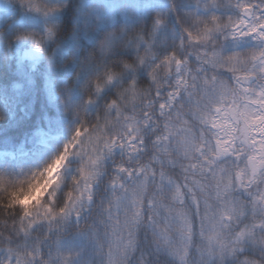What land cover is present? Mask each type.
I'll use <instances>...</instances> for the list:
<instances>
[{"label":"clouds","instance_id":"9594fccd","mask_svg":"<svg viewBox=\"0 0 264 264\" xmlns=\"http://www.w3.org/2000/svg\"><path fill=\"white\" fill-rule=\"evenodd\" d=\"M34 3L39 12L26 0H0V94L8 99L0 109V259L8 247L39 246L38 264H59V245V251L72 254L73 264H104L98 249L103 245L107 251L110 226L130 221L139 210L140 222L132 229L136 251L127 264H175L155 237L168 215L162 207L157 214L155 205L170 203L161 192V172L175 185L194 188L190 164L198 157L194 153L190 161L176 151V143L184 133L200 138L192 110L204 81L215 76L231 82L230 73L204 61L215 52L246 54L264 42L233 38L230 29L207 42L189 40L187 32L197 29L193 14L215 13L222 21L239 15L225 0H218L219 7L209 0ZM166 57L171 64L164 63ZM37 122L48 143L32 133L24 144L27 155H18L13 125ZM165 145L167 155L161 151ZM218 166L233 164L223 160ZM195 195L199 213L187 190L183 207L195 233L190 264H202L196 246L209 210L205 198ZM231 197L248 208L251 197L243 191L233 190ZM19 200H27L31 215L14 203ZM208 203L219 206L214 199ZM46 208L54 218L47 213L44 219ZM250 222L249 210L231 231ZM237 255L240 259L225 256L222 264H243L244 258L247 264H264L259 245L245 242L244 253ZM211 264L221 262L213 258Z\"/></svg>","mask_w":264,"mask_h":264},{"label":"snow or ice","instance_id":"6c2138e0","mask_svg":"<svg viewBox=\"0 0 264 264\" xmlns=\"http://www.w3.org/2000/svg\"><path fill=\"white\" fill-rule=\"evenodd\" d=\"M225 2L239 15L228 16L222 21L215 13L207 17L193 14V23L197 29L195 32H187L189 40L194 43L207 42L214 33L230 29L229 34L233 38L252 37L264 42V0ZM26 3L30 10L40 11L34 0H26ZM209 3L212 7L221 6L218 0H209ZM208 7V4L204 5L205 10ZM160 23L157 21V25ZM171 62L172 58H165L166 65ZM204 62L230 73L231 82L218 80L215 76L210 81H204V87L192 110L201 125L200 138L196 140L184 133L176 143V151L190 161H193L194 153L198 157L190 164V179L194 188L188 184L184 187L175 185L171 177L161 172V192L168 195L170 203L164 204L161 201L155 205L157 214L161 207L168 213L165 227H157L155 237L158 246L173 257L175 264H190L193 255V222L190 213L183 207L186 190L197 213L200 200L196 192L205 198L209 210L198 233L202 243L196 246L202 264H211L213 258L222 264L225 256L240 259L237 254L244 253L245 242L264 248V43L246 54L234 52L222 56L219 52L211 53ZM175 64L179 66L181 61L175 60ZM177 84L187 87L185 80H179ZM75 135L78 137L80 132L77 131ZM161 151L167 155L168 146L165 145ZM223 160H228L233 167L218 166V162ZM169 185L175 187L174 191L167 193ZM233 190L243 191L251 197L248 208L231 197ZM210 199L218 202V208L213 209V205L208 203ZM14 203L25 206V215H31L27 200ZM115 206L119 207V202ZM249 210L251 222L245 223L238 231H231L233 223L247 215ZM59 211L63 214L65 209ZM47 213H52L51 208L45 209L44 219L48 218ZM52 217H55V213H52ZM139 222L138 210V214L130 221L126 220L123 224L116 221L110 226L111 239L107 251L103 245L98 249V254L104 257V264H127L129 257L136 251L132 229ZM5 251L6 256L0 259V264H38L43 256L39 246L34 249L27 245L23 249L8 247ZM57 255L59 264H73L72 254L59 251V245ZM243 264H247L246 258Z\"/></svg>","mask_w":264,"mask_h":264},{"label":"trees","instance_id":"16d2710c","mask_svg":"<svg viewBox=\"0 0 264 264\" xmlns=\"http://www.w3.org/2000/svg\"><path fill=\"white\" fill-rule=\"evenodd\" d=\"M0 100L2 102H5V107L8 106V99L4 95L0 94ZM3 106L0 104V109H2ZM35 132L44 133L43 129L39 127V122L35 126L33 125H24V126H15L13 125L11 135L14 137L15 141L17 142V145L20 149L18 154H27L24 144L27 139V137Z\"/></svg>","mask_w":264,"mask_h":264},{"label":"rangeland","instance_id":"374dc122","mask_svg":"<svg viewBox=\"0 0 264 264\" xmlns=\"http://www.w3.org/2000/svg\"><path fill=\"white\" fill-rule=\"evenodd\" d=\"M21 56H22V57L25 56V53L21 52ZM0 104L3 106V108H5V105H6L5 102H2V100H0ZM48 139H49V137H48L46 134H44V133H40V142H41L42 144H47V143H48ZM18 155H20V156H25V155H27V154H18Z\"/></svg>","mask_w":264,"mask_h":264}]
</instances>
